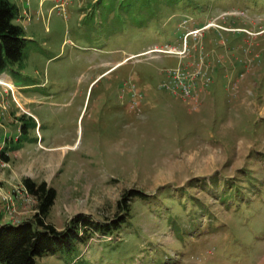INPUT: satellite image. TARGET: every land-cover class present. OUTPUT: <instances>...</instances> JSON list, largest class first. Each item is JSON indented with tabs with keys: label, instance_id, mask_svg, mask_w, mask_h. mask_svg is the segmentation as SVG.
Instances as JSON below:
<instances>
[{
	"label": "rangeland",
	"instance_id": "rangeland-1",
	"mask_svg": "<svg viewBox=\"0 0 264 264\" xmlns=\"http://www.w3.org/2000/svg\"><path fill=\"white\" fill-rule=\"evenodd\" d=\"M10 1L29 42L0 72V222L35 215L27 178L60 231L131 206L37 264H264V0Z\"/></svg>",
	"mask_w": 264,
	"mask_h": 264
},
{
	"label": "trees",
	"instance_id": "trees-1",
	"mask_svg": "<svg viewBox=\"0 0 264 264\" xmlns=\"http://www.w3.org/2000/svg\"><path fill=\"white\" fill-rule=\"evenodd\" d=\"M19 15L16 4L10 0H0L1 73L11 65L23 64L24 49L29 40L26 39L24 28L16 23ZM0 160L10 162L5 149L0 150ZM23 186L27 194L37 201L36 213L31 220L18 224L0 222V264H37L39 258L71 252L76 245L87 244L95 236L107 239L116 235L128 222L126 216L131 215V206L126 203L128 194H125L118 204L123 213L118 220L101 223L76 216L60 231L47 222L57 198L56 190L46 182L37 183L28 178L23 180ZM130 194L131 199L137 197L144 201L146 198L141 192Z\"/></svg>",
	"mask_w": 264,
	"mask_h": 264
},
{
	"label": "built area",
	"instance_id": "built-area-1",
	"mask_svg": "<svg viewBox=\"0 0 264 264\" xmlns=\"http://www.w3.org/2000/svg\"><path fill=\"white\" fill-rule=\"evenodd\" d=\"M63 0H56V2H62ZM64 1H66V0H64ZM184 75V74H183ZM185 76V75H184ZM179 79H180V75H177L176 77H175V82H178L181 86H182V88H180L181 90H182V92H184V94H190L191 92H193V91H191V89L192 88H194L195 86H193V83H189L190 82V79L189 80H187L186 79V77H185V82H186V84H183L182 82H181V79H182V77H181V79H180V81H179ZM208 80V79H207ZM209 81V80H208ZM178 83H177V86H178ZM174 84V83H173ZM174 86H175V84H174ZM179 87V86H178ZM194 90V89H193Z\"/></svg>",
	"mask_w": 264,
	"mask_h": 264
},
{
	"label": "crops",
	"instance_id": "crops-1",
	"mask_svg": "<svg viewBox=\"0 0 264 264\" xmlns=\"http://www.w3.org/2000/svg\"><path fill=\"white\" fill-rule=\"evenodd\" d=\"M19 13H20V12H19ZM6 76L9 77L8 75H6ZM9 78H10V77H9ZM10 79H11V78H10ZM11 82H12V84H13L12 79H11ZM7 95H8V94H7ZM21 110H22L23 112H25L23 108H22ZM5 219H6V218H4V220H5Z\"/></svg>",
	"mask_w": 264,
	"mask_h": 264
},
{
	"label": "flooded vegetation",
	"instance_id": "flooded-vegetation-1",
	"mask_svg": "<svg viewBox=\"0 0 264 264\" xmlns=\"http://www.w3.org/2000/svg\"><path fill=\"white\" fill-rule=\"evenodd\" d=\"M24 128H26V129H27V126H25ZM39 134H40V133H39ZM38 140H39V139H38ZM38 140H37V141H38ZM39 141L42 143V142H43V139H42V140H39Z\"/></svg>",
	"mask_w": 264,
	"mask_h": 264
},
{
	"label": "bare ground",
	"instance_id": "bare-ground-1",
	"mask_svg": "<svg viewBox=\"0 0 264 264\" xmlns=\"http://www.w3.org/2000/svg\"><path fill=\"white\" fill-rule=\"evenodd\" d=\"M0 85H2V86H3V85H5V84L2 82V83H0Z\"/></svg>",
	"mask_w": 264,
	"mask_h": 264
}]
</instances>
